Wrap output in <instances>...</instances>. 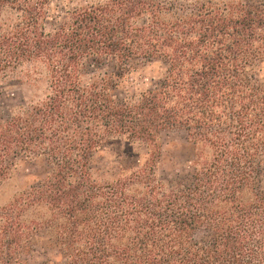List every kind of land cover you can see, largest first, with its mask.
<instances>
[{"label":"trees","instance_id":"trees-1","mask_svg":"<svg viewBox=\"0 0 264 264\" xmlns=\"http://www.w3.org/2000/svg\"><path fill=\"white\" fill-rule=\"evenodd\" d=\"M145 63L121 99L99 72ZM263 64L264 1L0 0V94L32 89L0 117V185L18 158L48 166L0 206V264L37 247L40 264H264ZM168 131L192 145L188 180L157 176ZM119 138L146 153L99 181Z\"/></svg>","mask_w":264,"mask_h":264},{"label":"rangeland","instance_id":"rangeland-1","mask_svg":"<svg viewBox=\"0 0 264 264\" xmlns=\"http://www.w3.org/2000/svg\"><path fill=\"white\" fill-rule=\"evenodd\" d=\"M257 1V0H255ZM264 1V0H258ZM60 15V14H59ZM64 18L48 21V27L57 25ZM153 66L139 64L130 77L118 78V71L112 64L102 67L99 72L110 76L114 85L111 93L116 98H124L132 94L137 88L143 87L144 80L154 74ZM90 73L91 70H89ZM260 77L264 80V64L260 68ZM32 89L26 84L12 82L11 88L0 94V117L6 115L7 109L16 106L21 99H28ZM161 158L157 167V176L163 182L185 181L190 178L192 168L190 162L193 156L192 145L188 143L185 134L180 131H168L161 135ZM146 148L124 138L112 140L92 159V172L94 177L102 182H110L121 174V169L130 167L131 162L138 155H144ZM48 171V166L43 158H18L12 168L11 177L0 185V206L12 200L19 192L28 189L36 182L42 181ZM261 187L264 189V168L261 171ZM53 258V254L39 247L26 257L29 264H40L46 259Z\"/></svg>","mask_w":264,"mask_h":264}]
</instances>
